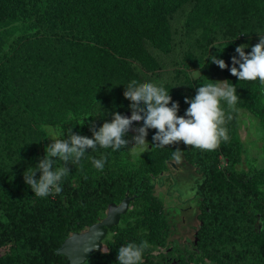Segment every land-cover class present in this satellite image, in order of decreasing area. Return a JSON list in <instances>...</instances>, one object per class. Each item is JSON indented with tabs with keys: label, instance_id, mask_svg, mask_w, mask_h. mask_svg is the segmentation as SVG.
Wrapping results in <instances>:
<instances>
[{
	"label": "trees",
	"instance_id": "obj_1",
	"mask_svg": "<svg viewBox=\"0 0 264 264\" xmlns=\"http://www.w3.org/2000/svg\"><path fill=\"white\" fill-rule=\"evenodd\" d=\"M186 6H191L186 26L200 23L210 34L222 31L225 37L213 56L227 67L212 63V56L193 85L197 92L223 76L236 87L235 107L225 102L238 117L224 124L228 140L215 150L183 142L161 147L153 141L157 130L148 129V149L135 153L130 146L134 134L128 131L124 148L87 149L78 165L68 164L62 192L44 198L36 197L0 156V212L5 216L0 217V264H70L56 249L73 232L103 219L109 203L121 201L127 192L135 198L114 226L118 231L104 239L107 250L94 252L85 264H118L120 247L142 241L149 245L143 264H169L170 229L166 216L158 214L157 207L165 206L155 195L153 180L166 174L167 160L177 151L202 175L195 186L200 209L197 243L184 256V264L199 251L221 264H264V166H241L244 146L239 133L242 109L264 126V85L239 81L230 72L232 57L239 59L235 49L246 22L254 19L264 27V0H0V24L20 19L31 32L0 52V135L6 132L0 141L11 147L24 140L29 126L24 112L47 120L81 103H98L104 122H111L114 112L125 116L116 104L131 81L141 83L131 62L137 60L147 69L158 65L153 52L171 51V16ZM196 92L171 101L179 104L178 116L185 115V99ZM133 126L142 127L143 121ZM220 148L231 149L228 173L217 165ZM94 158L105 159L102 171L93 166ZM156 158L162 159V166L155 174L150 167ZM24 161L30 173L40 159L28 151ZM60 166L57 160L54 167Z\"/></svg>",
	"mask_w": 264,
	"mask_h": 264
},
{
	"label": "rangeland",
	"instance_id": "obj_2",
	"mask_svg": "<svg viewBox=\"0 0 264 264\" xmlns=\"http://www.w3.org/2000/svg\"><path fill=\"white\" fill-rule=\"evenodd\" d=\"M191 6L182 8L177 13L171 16L170 22L173 29V46L169 53L153 52L158 65L154 69L145 68L139 61L131 62L141 83L151 82L158 86L162 85L169 92L172 101L179 94L192 96L194 81L200 75L202 65L209 60L214 54L215 47L222 44L225 39L222 31L219 34L212 35L208 30L200 25V23L186 26V19ZM31 33L27 23L23 20H8L0 24V52L7 50L12 41L22 34ZM260 36L264 37V27L260 26L254 19H249L246 22L245 28L239 33L241 45L245 48V53H250L252 46L259 43ZM226 81L222 76L219 82ZM197 94V92H196ZM116 106L122 112H127L131 101L124 97V94L119 98ZM78 106L68 109L65 114H57L56 117L45 120L43 117H38L34 114L26 113L25 120L29 125L26 133L23 136V141L18 144L7 146L3 141H0V156L3 163H6L10 171L24 180V173H29V169L24 160L28 151H32L38 159L45 156V149L53 143L54 139H67V131L69 128L75 134L92 137L90 129L98 130L104 123L103 112L98 103L91 105ZM222 107L225 111V124L237 119L235 112L228 109L225 102L222 101ZM239 133L243 140V164L244 168L247 165L250 167L264 166V126L261 120L252 114L250 111L240 110ZM185 116V115H184ZM130 118V117H129ZM187 118V117H185ZM137 127H130V132L136 136ZM6 132L0 137H4ZM12 136V134H9ZM147 141V138H146ZM22 147L16 151L17 147ZM130 146L135 153H138L142 147H135V141H130ZM99 147V146H98ZM97 147V148H98ZM230 148V147H229ZM231 149L224 150L220 148L217 165L225 172L228 171L230 157L228 155ZM175 163V165L172 164ZM162 166V159L156 158L153 165L150 167L151 172L158 173ZM228 173V172H226ZM168 175H173L177 179V188H169V181L166 180ZM202 175L198 169L187 162L180 155L179 161L171 156L167 160L166 174L159 179L153 180L156 184L155 195L158 196L165 206L157 207L158 214L166 216L169 227H179V232L176 235L168 236L169 241H178V245L183 238L190 241L195 239V232L200 226L198 215L200 209L198 206V198L195 194V186ZM176 191V192H175ZM182 194V196H181ZM179 197L183 200L178 208L172 206L171 198ZM0 217L5 218L0 212ZM171 229V228H170ZM173 232V229L171 230ZM171 232V234H172ZM177 243V242H176ZM107 250V248H105ZM190 264H221L217 259L209 258L199 251L190 262Z\"/></svg>",
	"mask_w": 264,
	"mask_h": 264
},
{
	"label": "clouds",
	"instance_id": "obj_3",
	"mask_svg": "<svg viewBox=\"0 0 264 264\" xmlns=\"http://www.w3.org/2000/svg\"><path fill=\"white\" fill-rule=\"evenodd\" d=\"M245 48L240 45L235 49L239 59L232 57L231 75L239 81L259 80L264 85V37L260 36L259 43L252 46L250 53L246 54ZM211 59L219 68L227 67L224 60L215 56ZM236 92V87L229 85L227 81L200 86L194 98L185 99V103L189 104L185 116H178L179 104L171 102L169 92L162 85L151 82L138 83L133 80L124 91V97L131 101L130 118L114 112L111 122H104L98 130L90 129L91 138L75 134L71 128L67 131V139L52 138L54 142L45 149L46 154L37 164V170L24 173L25 183L30 186L36 197L60 194L61 181L69 175L68 164L78 165L87 149L96 150L99 146L118 151L124 148L128 143L124 139L125 134L133 122L143 121V126L136 129L138 134L133 140L134 148L142 147L144 152L148 149V129L157 130L153 141L161 147L183 142L197 149L215 150L222 140H228L222 101L226 102L229 108H234L239 99ZM173 157L179 161L180 152H174ZM57 160L62 162V166L54 167ZM92 164L102 171L105 159L94 158ZM37 173H40L38 179L35 178ZM148 247L147 241H142L139 245L125 244L118 250V264H143V252Z\"/></svg>",
	"mask_w": 264,
	"mask_h": 264
},
{
	"label": "water",
	"instance_id": "obj_4",
	"mask_svg": "<svg viewBox=\"0 0 264 264\" xmlns=\"http://www.w3.org/2000/svg\"><path fill=\"white\" fill-rule=\"evenodd\" d=\"M130 116L131 111H127L125 117ZM134 198L135 195H129L127 192L120 203L110 202L103 219L91 224L85 231L73 232L65 238L56 252L66 255L70 264H84L92 253L102 249L108 229L119 224L122 214L128 211Z\"/></svg>",
	"mask_w": 264,
	"mask_h": 264
},
{
	"label": "flooded vegetation",
	"instance_id": "obj_5",
	"mask_svg": "<svg viewBox=\"0 0 264 264\" xmlns=\"http://www.w3.org/2000/svg\"><path fill=\"white\" fill-rule=\"evenodd\" d=\"M172 164L175 165V163H173V162H172ZM166 180H168L170 183V185H167V186H169V188H175V187L177 188L178 182H177V179L173 175H168V177H166ZM181 196H182V194H181ZM179 199H180V196L179 197L173 196L171 198L172 206H170V207L171 208H174V207L178 208L180 206V204L183 202V200H179ZM120 202L121 201H118L117 203H120ZM130 205H131V203H130ZM106 213H107V210H106ZM88 228L89 227H87L84 230L77 231V232L85 231ZM118 228L119 227H110L108 229V232H107V235L105 238L107 239V237L110 234L116 233V231H118ZM178 228L179 227H169L170 235L178 234V232H179ZM172 229H173V232L171 231ZM197 231L195 232V239L193 241H190L187 238H183L182 242L179 245H178V241H176L177 243L171 242L176 238L172 239L171 241H169V239H167V244L169 245V249H168L169 253L167 254V259H165V261H169V264H184V260H185L184 256L188 255L189 254V252H188L189 248L197 243ZM171 232H172V234H171ZM105 248H107V245H105L104 240H103V247L100 250H105ZM173 248H174V250H173Z\"/></svg>",
	"mask_w": 264,
	"mask_h": 264
}]
</instances>
